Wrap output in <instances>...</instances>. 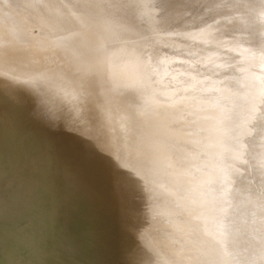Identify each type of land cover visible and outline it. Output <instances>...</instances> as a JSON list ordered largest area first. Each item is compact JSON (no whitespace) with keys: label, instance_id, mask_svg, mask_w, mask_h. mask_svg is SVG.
<instances>
[{"label":"bare ground","instance_id":"bare-ground-1","mask_svg":"<svg viewBox=\"0 0 264 264\" xmlns=\"http://www.w3.org/2000/svg\"><path fill=\"white\" fill-rule=\"evenodd\" d=\"M80 2L0 0V113L18 122L16 136L29 149L15 163L9 160L4 176L9 186L30 168V150L48 146L38 143L55 137L49 145L56 164L65 167L76 164L71 149L80 146L69 133L35 120L23 93L17 96L23 103L14 104L12 86L39 78L41 94L74 113L86 89L92 111L82 133L111 153L105 179L98 183L91 170H79L81 202L77 198L72 206L66 182L67 193L60 196L65 202L51 193L55 213L61 212L57 225L67 226L86 248L81 260L233 264L237 253L242 261L243 252L251 251L248 242L264 244V0H96L89 19L77 7ZM213 40L237 45L236 58L249 49L252 71L229 55L224 72L214 75L208 67H217L216 61L206 49ZM100 45L110 59L96 78L88 69ZM241 101L250 105L244 116L259 115L254 121L262 129L246 124L248 117L237 118L233 111ZM221 128L229 133L220 134ZM224 135L232 140V155L224 156ZM118 167L137 177L123 192L111 179ZM258 201L262 212L254 223L236 229L233 221ZM142 205L147 216L140 224L135 216ZM43 211L30 210L33 223ZM24 221L25 213H17L13 227L22 228Z\"/></svg>","mask_w":264,"mask_h":264},{"label":"snow or ice","instance_id":"snow-or-ice-1","mask_svg":"<svg viewBox=\"0 0 264 264\" xmlns=\"http://www.w3.org/2000/svg\"><path fill=\"white\" fill-rule=\"evenodd\" d=\"M96 0H81L77 5L89 19L88 9L94 7ZM89 74L101 78L106 72L110 59L104 45L94 50ZM39 78H31L16 82L9 99L14 104L23 101L17 99L20 93L26 95L33 105V118L47 129H62L76 138L80 145L87 149L73 146L76 164L72 167L58 166L55 162L56 150L48 145L43 151H31L30 168L23 171L19 177L12 179L9 186L4 178L7 165L11 159L15 163L17 154L23 155L29 151L22 147L16 136L19 131L18 122L14 118L5 117L0 113V264H85L81 257L86 254L84 244L73 240L67 230H61L56 222L55 205L51 203V193L59 182L71 184L76 192L83 190L79 170H91L97 182L105 179V165L110 162L111 153L101 149L96 142L83 135L82 128L86 126L91 109L89 108L90 94L86 89L81 91V100L74 113L70 107H54L51 98L41 94ZM31 85L32 87H26ZM0 83V94L2 93ZM77 113H82L77 116ZM15 141V142H14ZM34 170V171H33ZM118 191H125L126 184L134 186L137 177L135 173L119 169L111 177ZM43 209L41 221L33 223L30 210ZM25 213L22 228H14L13 220L17 213ZM95 241L94 234L89 237V244ZM128 253H124L125 261ZM88 264H98L90 261Z\"/></svg>","mask_w":264,"mask_h":264},{"label":"rangeland","instance_id":"rangeland-1","mask_svg":"<svg viewBox=\"0 0 264 264\" xmlns=\"http://www.w3.org/2000/svg\"><path fill=\"white\" fill-rule=\"evenodd\" d=\"M211 43H212V46H208L206 49L208 50V51H210V52H208V55L210 56V58H214L215 59V61H216V66L217 67H215V66H213L212 68H210V67H208L209 69H210V71L214 74V75H221L220 73H222V72H224V67L227 65L228 66V63L226 62L225 63V61H223L224 60V57H226V56H231V58H232V60H233V58L234 59H236V60H238V62H239V60H241V62L242 61H245V65H244V67H243V69L244 70H246L247 72L248 71H252L251 70V68L250 67H252V64H250V61L249 60H251L252 59V55H250L249 54V52H248V50L247 49H245V50H241V51H245V52H242L240 55L238 54V56H237V58H236V53L238 52L237 50L234 52V50L237 48V45L236 46H234L235 48H229L226 44H219V43H217V42H215L214 40L213 41H211ZM245 46V45H244ZM241 47V46H240ZM244 48H246V47H244ZM229 56V57H230ZM227 59H230V58H227ZM225 65V66H224ZM214 77V76H213ZM215 77H219V76H215ZM238 79H239V77H238ZM205 96H207L206 94H204ZM222 96V97H221ZM220 97L221 98H219L218 97V99L220 100V101H224V104H226L227 102H228V100H226V99H224L223 98V95H220ZM252 113V115L254 114L253 112H251ZM256 116H259V115H254V116H248V120L247 121H249L252 117V120L253 121H249V123H250V125L251 126H254V123L256 124V125H258V121L257 122H255L254 121V119L256 118ZM249 117H250V119H249ZM256 120V119H255ZM254 127H256L257 128V126H254ZM253 127V128H254ZM51 130H54V129H50V131ZM227 129H225V128H221V130L219 131V133L221 134V132H223V133H225L226 134V132H228L229 133V131L227 130ZM37 134V133H36ZM35 134V137H36V139H41L40 138V136H39V138H37V135ZM51 136H52V134H51ZM46 137V136H45ZM45 137H43L42 139H44ZM73 137V136H72ZM224 137L226 138L225 140H224V144H225V148H224V156H227V154H230V155H232V154H234L233 153V150H234V148H233V146L231 147V146H228V143H232V140L231 139H228L227 137H226V135H224ZM66 138H67V136H66ZM74 138V137H73ZM54 139H56L55 137H49L48 139H46L45 141H43V142H40V143H38L39 144V146H40V148L42 149L44 146L43 145H49V144H51V143H53L54 142ZM250 138L249 137H247V142H248V144H254L253 142H252V140L250 141L249 140ZM58 140V139H57ZM57 140H55V141H57ZM231 140V141H230ZM245 140V139H244ZM228 141H230V142H228ZM15 142V141H14ZM20 142V141H19ZM80 143V142H79ZM80 147H82V145H80ZM24 160V159H23ZM64 183V182H63ZM63 183L62 182H59V183H57L56 185H55V189H54V192H55V194H56V200H57V202H59V203H63V202H65V200H64V197L63 198H60V196H64L66 193H67V190L65 189V188H67L66 186H64L63 185ZM63 188V189H62ZM59 190V191H58ZM58 195H59V197H58ZM249 196H250V192H248L247 193V202H248V199H249ZM68 198V197H67ZM62 199L64 200V201H62ZM56 208H57V206H56ZM248 209L250 208V210L248 211V209L246 210L245 209V212L246 213H244V215H243V213L241 214V215H239V218L236 220V221H233V223H234V225L236 226L237 224V226L239 227V229H242L243 227H242V225H244V224H247V223H250V224H253L254 223V218H256L257 217V215H258V213L260 212H262V205L260 204V202L258 201V202H253V204H251V206L250 207H247ZM244 209V208H243ZM61 212L60 211H58V208H57V212H56V218H58V214H60ZM253 214V215H252ZM63 215V214H62ZM243 215V216H242ZM247 219H246V218ZM249 218V219H248ZM244 219H246V220H244ZM239 220V221H238ZM249 220V221H248ZM66 223L68 222V226H69V222L71 221V219H70V215H68V218H66L65 220H64ZM245 223H244V222ZM251 221V222H250ZM236 226V227H237ZM238 227L236 228V229H238ZM71 229V228H70ZM61 230H67V231H70L69 230V228H67V226H66V228L64 227V228H61ZM75 229L73 230V235H75ZM248 236H252V235H248ZM253 237V236H252ZM250 239V238H249ZM252 239V238H251ZM252 240H255L254 238L252 239ZM249 243V247L251 248L250 250V253H248V252H243V255H244V257H246V258H244V257H242V259L244 260H242V261H240L238 258H235L234 256L236 255V257H238L239 256V254H237L235 251H232L233 252V254H235V255H233V260H232V262H233V264H238L239 263V261L241 262L240 264H264V244H263V241H261L260 243H258L257 244V242H254L255 244H257L256 246H254L253 245V243L252 242H248ZM246 254H247V256H246ZM254 256V257H253Z\"/></svg>","mask_w":264,"mask_h":264},{"label":"water","instance_id":"water-1","mask_svg":"<svg viewBox=\"0 0 264 264\" xmlns=\"http://www.w3.org/2000/svg\"><path fill=\"white\" fill-rule=\"evenodd\" d=\"M215 85V84H214ZM237 97V96H236ZM238 98H241L240 96H238ZM242 102V103H241ZM241 102H239L238 104H236V106H238L239 108H237V107H235L236 109H235V111H233V112H235L234 114L237 116V118L240 120H243V118L244 117H248V116H244V111H245V109L247 108V107H250V105L247 103V101H241ZM245 105V107H241V106H244ZM245 119V118H244ZM247 121V120H246ZM264 121V120H263ZM246 124H249V121H247V122H245ZM258 123H259V121H258ZM261 127H263V125L261 124V123H259L258 125H257V128H255V129H259V128H261ZM262 129V128H261ZM264 134V133H263ZM66 185L68 186V200H69V204L68 205H70L71 204V206H72V204L76 201V199L78 198V201L79 202H81V200H80V196H81V191L80 192H76V191H74L73 190V188H72V186H71V184H68V183H66ZM131 189H132V192H133V194L135 195L136 193H137V191H136V188H134V187H131ZM136 191V192H135ZM223 193V192H222ZM110 194V193H109ZM142 194V193H141ZM140 193H139V196H142ZM223 198L225 199V201H226V198H225V196H224V193H223ZM141 200H143V199H141ZM141 202V201H140ZM142 203V202H141ZM114 207V206H113ZM115 208V207H114ZM143 211H144V209H143V205H142V208H140V209H138V211H137V214H136V216H135V220H137L140 224H141V222L142 221H145V219H146V216H147V214H145L144 215V213H143ZM117 218H118V220L119 219H121V222L122 221H124L122 218H121V216H117ZM248 231H250L251 232V230L250 229H248ZM246 256H247V254H246ZM239 263H241L240 261H239Z\"/></svg>","mask_w":264,"mask_h":264}]
</instances>
